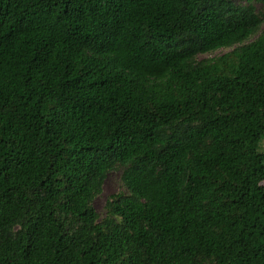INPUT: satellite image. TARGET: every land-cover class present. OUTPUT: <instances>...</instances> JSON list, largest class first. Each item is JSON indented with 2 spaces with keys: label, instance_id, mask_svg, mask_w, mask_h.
<instances>
[{
  "label": "trees",
  "instance_id": "1",
  "mask_svg": "<svg viewBox=\"0 0 264 264\" xmlns=\"http://www.w3.org/2000/svg\"><path fill=\"white\" fill-rule=\"evenodd\" d=\"M239 1L0 0V264H264V0Z\"/></svg>",
  "mask_w": 264,
  "mask_h": 264
},
{
  "label": "rangeland",
  "instance_id": "2",
  "mask_svg": "<svg viewBox=\"0 0 264 264\" xmlns=\"http://www.w3.org/2000/svg\"><path fill=\"white\" fill-rule=\"evenodd\" d=\"M239 3L247 5L249 4V1L240 0ZM253 4L256 6L258 11L262 12V5L259 1L253 0ZM254 38L255 36L252 37L251 40H253ZM233 49L234 48H221L210 53L200 54L199 59L220 57ZM261 150L264 151V141L261 143ZM124 170V167L117 166L113 171L109 172L104 182L102 192L95 198L93 202V206L99 214L101 220L105 219L108 216L106 207L108 200L112 199V197L116 194L128 193V190L125 187L122 179Z\"/></svg>",
  "mask_w": 264,
  "mask_h": 264
}]
</instances>
